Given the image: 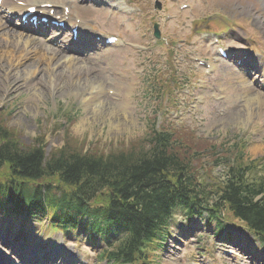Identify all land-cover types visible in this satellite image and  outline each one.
<instances>
[{
	"label": "rangeland",
	"instance_id": "rangeland-1",
	"mask_svg": "<svg viewBox=\"0 0 264 264\" xmlns=\"http://www.w3.org/2000/svg\"><path fill=\"white\" fill-rule=\"evenodd\" d=\"M132 2L137 7L140 5L143 11L147 10L152 17L149 20L140 16L141 12H138L133 15L136 18L134 23L137 25V30L130 26H124L123 30L138 37L135 38L137 40L132 41L151 46L154 45L151 23L154 19L160 22L163 26L162 35L175 40L178 43L177 48L181 49V54L187 58L184 62L186 71H183L191 78L190 84L186 87L191 96L187 101H194V97L204 100L203 104L198 103L192 113L182 115V118L196 119L198 121L196 127L199 131L195 135H187V131H182L184 135L181 137L174 136L175 150L179 153L181 151L189 159L183 158L181 153L179 155L188 162L193 161L192 164L198 171L207 174L205 170L208 168L207 162L213 163L218 158L214 156V152L218 146L224 145L228 134L234 131L246 133L248 129L255 135L248 145L247 153L252 158L261 155L264 152V102L258 103V93H255L245 80L239 78L227 62H220L215 73L207 76L203 75L202 69L200 71L197 69L194 57H208L214 66L213 56L216 55L214 47L206 36L199 35L197 30L194 32L192 20L214 13V8L219 11L220 16H223L220 11L227 9L237 15L254 18L255 28L263 27L262 33L256 30L262 34L258 33L259 37L264 36V0H180L175 4L161 0V10L154 9V0H132ZM182 2H190L192 7L181 11L178 9V4ZM76 4L83 5L79 1H76ZM198 4L200 8L195 10ZM167 11L173 13L172 19L165 18ZM113 24L116 25L114 22ZM222 24L228 31L231 28H238L236 21L231 18L222 21ZM191 30L193 35L189 37L188 33ZM251 33H255V30L253 29ZM141 35L143 38L139 39ZM239 36L241 37L239 40L244 37L243 33ZM2 38L5 39V35ZM249 39L257 45L258 41L254 40L256 38ZM6 47L11 48L10 44H6ZM107 51L109 54L103 59L99 58L102 61H96L94 66L81 68L76 66L72 69L62 64L65 62L64 59L60 62L55 60L49 62L46 57L38 53L24 61L18 71L8 69L11 76L5 77L6 81L2 79L5 75L0 74V124L8 129L11 138L25 148L41 142L46 151L52 152L69 143L76 150L103 154L128 149L131 143L143 138L146 132V118L152 107L147 106L142 95L144 88L155 77V73L163 67L160 66L162 59L154 52L151 55V47L146 53V55L150 53V59L144 58L145 62L138 58L145 54H138L126 48L107 49ZM28 64L29 67L25 68ZM145 65L147 66L143 72ZM46 68L51 69L49 75L45 71ZM33 70L38 71L40 77L28 81ZM55 70L57 73L53 75L59 76V79L51 84L50 79ZM41 78L45 79L46 85ZM243 83L249 88H243ZM109 88L115 93L108 94ZM214 94L220 99L214 101ZM176 95L180 99L182 109L183 99H186L182 87L177 90ZM226 148L237 154L241 152L238 147L229 148L226 145ZM191 157H195L194 160ZM209 178L208 187L214 189V173H209ZM51 181L56 180L51 179ZM177 219L179 222L182 221L180 215ZM196 222L197 219H194L191 224ZM184 224L180 222L169 230L163 247L157 248V262L161 261L160 258H172L175 254L186 255L193 249L192 246L196 241H204L208 238L201 235V230L198 229L202 226L201 220L196 223V228L193 230L184 227ZM25 229L20 239L24 243L35 244L31 239L34 229ZM77 233L76 231L69 234L65 237L68 241H65L58 230H53L52 235L46 236V240H56L58 246L67 254H75L78 258L88 261V264H104V261L97 260L95 254L101 247L107 245L99 240L92 243L88 239L92 243L90 244L85 238L86 234L77 235ZM191 236L194 237V242L189 240ZM1 239L8 247L11 246L9 240L2 237ZM229 246L235 247L230 244ZM173 247L180 250H173ZM256 248L261 249L258 245ZM33 249V247L29 248L25 255L26 261L30 264H35L34 256H37L32 253ZM41 250L45 257L51 258L48 249ZM187 259L188 257H184L182 264H187ZM224 259L231 262L235 260L236 264L243 261L231 254ZM168 262L177 264L176 260ZM37 264H42V261Z\"/></svg>",
	"mask_w": 264,
	"mask_h": 264
},
{
	"label": "trees",
	"instance_id": "trees-1",
	"mask_svg": "<svg viewBox=\"0 0 264 264\" xmlns=\"http://www.w3.org/2000/svg\"><path fill=\"white\" fill-rule=\"evenodd\" d=\"M170 141L166 134L155 133L108 154L83 152L67 143L46 155L41 145L22 147L0 127V166L7 162L11 175L19 179L56 176L64 186L59 190L63 199L76 210L107 202L103 213L108 223L130 227L120 245L127 259L142 242L141 236L149 237L159 229L176 198V184L186 194L202 191L192 175L193 161L184 160L189 157L180 151L182 158ZM230 176L213 193H220L238 215L264 232V201L255 194V183H248L246 168L242 171L238 165Z\"/></svg>",
	"mask_w": 264,
	"mask_h": 264
},
{
	"label": "bare ground",
	"instance_id": "bare-ground-1",
	"mask_svg": "<svg viewBox=\"0 0 264 264\" xmlns=\"http://www.w3.org/2000/svg\"><path fill=\"white\" fill-rule=\"evenodd\" d=\"M56 2L57 3H60V1L59 0H56ZM14 49V54L12 55V59L11 60H9L8 58H9V56H10V54L9 53H4V54H1L0 55V72L1 73H6L7 75H8V68L9 67H16V64H18L17 63V60L18 59H21L20 57H19V55L17 54V49H16V47H14L13 48ZM53 53V52H52ZM55 55H57V53H54V56ZM3 58H7L6 60H2ZM53 58L51 57V60H52ZM73 63H74V59L73 60H71ZM15 68H13L12 70H14ZM259 100H258V103H261V102H264V95H261L259 98H258ZM250 100H252V99H250ZM254 101V100H253Z\"/></svg>",
	"mask_w": 264,
	"mask_h": 264
}]
</instances>
